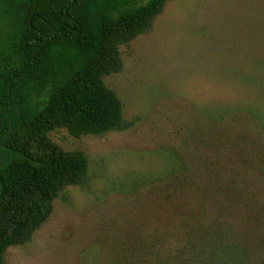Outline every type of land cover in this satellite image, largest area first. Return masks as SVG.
Listing matches in <instances>:
<instances>
[{
	"label": "rangeland",
	"instance_id": "obj_1",
	"mask_svg": "<svg viewBox=\"0 0 264 264\" xmlns=\"http://www.w3.org/2000/svg\"><path fill=\"white\" fill-rule=\"evenodd\" d=\"M121 52L105 82L128 128L50 133L88 154L86 180L4 264H153L181 248L183 207L221 182L252 179L264 199V0H171Z\"/></svg>",
	"mask_w": 264,
	"mask_h": 264
},
{
	"label": "trees",
	"instance_id": "obj_2",
	"mask_svg": "<svg viewBox=\"0 0 264 264\" xmlns=\"http://www.w3.org/2000/svg\"><path fill=\"white\" fill-rule=\"evenodd\" d=\"M170 1L0 0V264L50 217L65 188L86 180L88 154L50 133L128 128L105 78L122 71L121 46L149 32ZM259 173L263 181L264 167ZM255 183L235 175L198 211L183 207L181 248L164 260L151 255L153 264H264V199Z\"/></svg>",
	"mask_w": 264,
	"mask_h": 264
}]
</instances>
